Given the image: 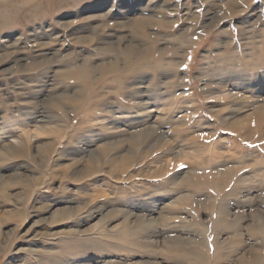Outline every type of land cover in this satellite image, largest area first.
<instances>
[{"label": "rangeland", "instance_id": "rangeland-1", "mask_svg": "<svg viewBox=\"0 0 264 264\" xmlns=\"http://www.w3.org/2000/svg\"><path fill=\"white\" fill-rule=\"evenodd\" d=\"M0 264H264V0H0Z\"/></svg>", "mask_w": 264, "mask_h": 264}, {"label": "bare ground", "instance_id": "bare-ground-1", "mask_svg": "<svg viewBox=\"0 0 264 264\" xmlns=\"http://www.w3.org/2000/svg\"><path fill=\"white\" fill-rule=\"evenodd\" d=\"M143 24H141V23H134V26H135V28H137V29H139V30H142L144 27L142 26ZM226 85V84H225ZM259 112H262L263 113V111H259ZM261 114V113H260ZM154 123H156V124H158V120L156 119L155 121H154ZM125 133H126V130H123V129H117L115 132H113L112 134H115V135H118V136H123V135H125ZM136 138V137H135ZM127 230H128V228H127ZM129 232H130V230H128ZM125 232L124 231V233H123V237L125 238V237H127L128 235H129V232ZM118 236V235H117ZM122 236H120V237H122ZM125 240V239H124ZM92 241V240H91ZM74 242V241H73ZM66 243V242H65ZM75 243V245L76 246H79V247H81L82 245H83V243L82 242H74ZM65 259V258H64Z\"/></svg>", "mask_w": 264, "mask_h": 264}]
</instances>
